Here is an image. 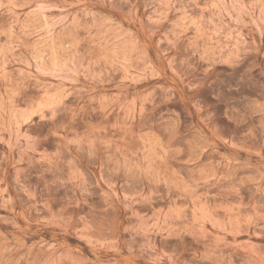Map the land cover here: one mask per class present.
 <instances>
[{"label":"rangeland","instance_id":"1","mask_svg":"<svg viewBox=\"0 0 264 264\" xmlns=\"http://www.w3.org/2000/svg\"><path fill=\"white\" fill-rule=\"evenodd\" d=\"M0 264H264V0H0Z\"/></svg>","mask_w":264,"mask_h":264}]
</instances>
